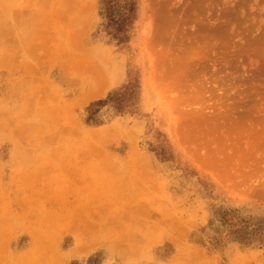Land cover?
<instances>
[{
	"label": "rangeland",
	"instance_id": "374dc122",
	"mask_svg": "<svg viewBox=\"0 0 264 264\" xmlns=\"http://www.w3.org/2000/svg\"><path fill=\"white\" fill-rule=\"evenodd\" d=\"M135 2L0 0V264H264V0Z\"/></svg>",
	"mask_w": 264,
	"mask_h": 264
},
{
	"label": "trees",
	"instance_id": "16d2710c",
	"mask_svg": "<svg viewBox=\"0 0 264 264\" xmlns=\"http://www.w3.org/2000/svg\"><path fill=\"white\" fill-rule=\"evenodd\" d=\"M99 16L101 26L106 33L118 43L127 41V31L136 18L135 0H100ZM135 83H129L121 90L109 94L105 100H99L89 106V115L86 123L99 125L97 118L99 108L110 105L114 112H121L125 103L133 96ZM215 219L223 226L229 228L232 241L239 243H264V219L262 217H241L236 209H218L214 212Z\"/></svg>",
	"mask_w": 264,
	"mask_h": 264
},
{
	"label": "bare ground",
	"instance_id": "6f19581e",
	"mask_svg": "<svg viewBox=\"0 0 264 264\" xmlns=\"http://www.w3.org/2000/svg\"><path fill=\"white\" fill-rule=\"evenodd\" d=\"M95 80H96V79H95ZM91 83H93V82H91ZM94 86H96L95 83H94ZM94 86H92V87H94ZM89 89H90V88H89ZM96 89H97V88H96ZM90 90H91V89H90ZM94 90H95V89H94ZM99 90H100V88H99ZM101 90H102V89H101ZM101 90H100V91H101ZM90 92H92V91H90ZM88 93H89V91H88ZM95 96H96V95H95ZM97 96H98V95H97ZM85 97H86V95H85ZM85 97H84V98H85ZM88 97H89V96H88ZM86 98H87V97H86ZM92 98H93V97H91V99H92ZM87 100H88V99H87ZM225 150H226V149H225ZM221 151H223L222 148H221ZM223 152H224V151H223ZM219 153H220V151H219ZM221 154H222V153H221ZM78 241H79V240H78ZM78 244H79V242H78ZM80 244H81V243H80Z\"/></svg>",
	"mask_w": 264,
	"mask_h": 264
}]
</instances>
